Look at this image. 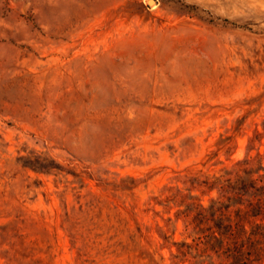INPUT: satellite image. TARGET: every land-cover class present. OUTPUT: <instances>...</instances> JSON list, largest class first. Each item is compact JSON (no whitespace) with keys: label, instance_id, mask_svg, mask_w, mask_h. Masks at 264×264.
Wrapping results in <instances>:
<instances>
[{"label":"rangeland","instance_id":"obj_1","mask_svg":"<svg viewBox=\"0 0 264 264\" xmlns=\"http://www.w3.org/2000/svg\"><path fill=\"white\" fill-rule=\"evenodd\" d=\"M150 1L0 0V264H237L206 236L264 228V0Z\"/></svg>","mask_w":264,"mask_h":264},{"label":"trees","instance_id":"obj_2","mask_svg":"<svg viewBox=\"0 0 264 264\" xmlns=\"http://www.w3.org/2000/svg\"><path fill=\"white\" fill-rule=\"evenodd\" d=\"M244 181H242L243 184ZM262 181L263 180H260V182ZM249 183L243 185L242 191H245V188L247 190H249V188L254 190V192L250 194V197L252 200H256V202L250 203L249 201V204L253 206V209H258L260 213L264 212V184L259 185L257 181L253 180H250ZM241 195L244 196L245 194L241 193ZM236 215L237 218L234 222L229 221L227 225H217L219 236H217L218 234L216 232H211L206 236L208 239L207 244L210 245L211 248L218 247L220 250L226 247L224 254H226L228 258L233 257L238 261L237 264H255L261 260V253L263 250L259 249L257 245L260 244L258 239L264 238V228L261 225H256L253 227L252 231L247 234L245 223L250 215L249 212H242L239 210ZM200 218H202V220H200ZM203 220V212H200L195 221V223H197V228H201L200 226ZM209 230H211V228ZM244 247L248 248L247 252H245ZM254 256L255 259L252 258Z\"/></svg>","mask_w":264,"mask_h":264},{"label":"water","instance_id":"obj_3","mask_svg":"<svg viewBox=\"0 0 264 264\" xmlns=\"http://www.w3.org/2000/svg\"><path fill=\"white\" fill-rule=\"evenodd\" d=\"M151 2H152V3H154V1H153V0H151V1H150V3H151Z\"/></svg>","mask_w":264,"mask_h":264},{"label":"bare ground","instance_id":"obj_4","mask_svg":"<svg viewBox=\"0 0 264 264\" xmlns=\"http://www.w3.org/2000/svg\"><path fill=\"white\" fill-rule=\"evenodd\" d=\"M151 4L153 5V3L151 2Z\"/></svg>","mask_w":264,"mask_h":264}]
</instances>
